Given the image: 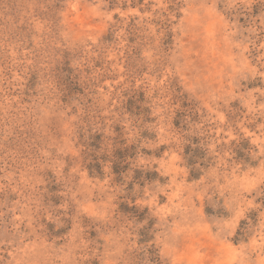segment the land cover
<instances>
[{
  "label": "rangeland",
  "instance_id": "374dc122",
  "mask_svg": "<svg viewBox=\"0 0 264 264\" xmlns=\"http://www.w3.org/2000/svg\"><path fill=\"white\" fill-rule=\"evenodd\" d=\"M0 264H264V0H0Z\"/></svg>",
  "mask_w": 264,
  "mask_h": 264
},
{
  "label": "trees",
  "instance_id": "16d2710c",
  "mask_svg": "<svg viewBox=\"0 0 264 264\" xmlns=\"http://www.w3.org/2000/svg\"><path fill=\"white\" fill-rule=\"evenodd\" d=\"M127 151L129 152V149H127ZM129 154V153H128ZM126 156H128V155H125V156H123V157H126ZM142 173H146V175L145 176H143V178L144 179H146V180H153V178H154V176L155 175H157V173L156 172H142ZM142 178V177H141Z\"/></svg>",
  "mask_w": 264,
  "mask_h": 264
}]
</instances>
